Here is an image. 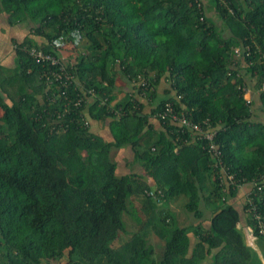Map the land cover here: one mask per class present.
<instances>
[{"label": "trees", "instance_id": "16d2710c", "mask_svg": "<svg viewBox=\"0 0 264 264\" xmlns=\"http://www.w3.org/2000/svg\"><path fill=\"white\" fill-rule=\"evenodd\" d=\"M0 12L27 29L15 66H0V264H261L231 197L245 185L264 214V0H0ZM167 103L215 128L220 155L162 116ZM122 146L139 169L117 172ZM177 199L196 223H180Z\"/></svg>", "mask_w": 264, "mask_h": 264}, {"label": "rangeland", "instance_id": "374dc122", "mask_svg": "<svg viewBox=\"0 0 264 264\" xmlns=\"http://www.w3.org/2000/svg\"><path fill=\"white\" fill-rule=\"evenodd\" d=\"M9 25H4L2 33L0 32V39L2 38L1 36H3V38L8 39L9 35L11 34V30L13 31L15 28L17 29L18 26H25V23H20V22H12V23H8ZM76 37V36H75ZM3 45L6 46V48H9L8 51H10V47L8 46L9 43H2ZM70 44H67V47ZM0 66H4V68H13L15 66V59L13 57L11 58H6V56L2 55L0 57ZM251 91L250 89H248V91H246V93L244 94V96L246 98H250L251 97ZM101 122H99V124L97 123V127L102 128L100 126ZM105 128H103L104 130ZM102 130V131H103ZM108 133V132H107ZM105 133V134H107ZM111 158H113L116 163H117V172L118 173H122V172H133L136 169H139V164L137 162H134L132 165H129V162L132 160V150L130 147L128 146H122L119 148H112L111 152H110ZM141 170V169H140ZM151 178V177H150ZM152 183L154 184V179L151 178ZM135 203V202H134ZM136 205V203H135ZM137 206V205H136ZM139 207V205H138ZM178 214V218L181 224L185 225V226H190L191 224L196 223V221L199 220V218H196L192 212H188L186 210H184L183 204H182V200L181 199H177L176 201H174L172 203L171 206ZM129 208L132 210V205L129 203ZM140 210H138L139 212ZM140 214V213H139ZM208 213L206 212L204 214V216L202 218H200L202 220V222L206 225L208 223V219H207ZM123 218L127 224V228L131 229V226L134 228V224H137V222H139V220H137L134 217H131V215L129 214V212H123ZM133 224V225H131ZM241 232L243 233V235H245L246 241L247 243L249 242V232L251 230L250 226L248 225H239ZM130 235V233L128 234V232H121L120 233V242L122 243L124 240H126V237H128ZM145 238L152 242V244L155 247V258H159L161 256V249L163 247V239H160V237L158 235H156L155 233L151 232V233H147L145 234ZM255 240H258L259 242H261L262 240L259 237H254ZM263 242V241H262ZM252 243V241L249 242ZM261 247L264 248V245L261 244ZM67 259V253L63 254L58 260H52L49 264H57L60 261H66Z\"/></svg>", "mask_w": 264, "mask_h": 264}, {"label": "built area", "instance_id": "2783aa9c", "mask_svg": "<svg viewBox=\"0 0 264 264\" xmlns=\"http://www.w3.org/2000/svg\"><path fill=\"white\" fill-rule=\"evenodd\" d=\"M66 38H68V37L66 36ZM246 47L248 50L249 46L247 45ZM234 51H235L236 55H239L241 53L242 49L240 46H236V47H234ZM29 53L32 56V58H34L35 61H37V62H40L42 60H47L50 63H55L58 61L57 58L52 53L45 51L42 47H39V46L30 47ZM262 88H264V83L262 84ZM246 91H248L247 88H245V93H246ZM161 114H162V116H165L166 114H170L173 119L177 120V122H179L181 124L190 125L193 132L198 131L200 133L199 137H203L207 140L206 145H203V146H208L209 150H211V152L213 154H215L217 156L220 155V150L218 148L217 143L214 140V135L216 132L215 128H211L209 130H204L200 122L191 121L183 113L178 114L176 111L173 110V108L170 106L169 103L166 104V109ZM218 162H219V164H221L220 159H218L217 163ZM217 163H215V165ZM227 177L230 178L231 180H233L232 174H230V173L227 174ZM256 183L257 182L255 181L254 184H256ZM242 184H244V183L242 182ZM242 184L240 183L239 186ZM261 186H262L261 184L258 185V188H261ZM156 191H160V190L156 189L155 187H152L151 189L148 190V193L152 194L153 196H157ZM247 200L250 204L248 207V210L253 212V215L256 219V227L258 228V232L260 234L264 235V214L257 211V207H256V205L252 199L250 191L247 192Z\"/></svg>", "mask_w": 264, "mask_h": 264}, {"label": "crops", "instance_id": "0c3cea01", "mask_svg": "<svg viewBox=\"0 0 264 264\" xmlns=\"http://www.w3.org/2000/svg\"><path fill=\"white\" fill-rule=\"evenodd\" d=\"M7 16L5 13L3 12H0V32L2 33V30H3V27L4 25H9L8 21H7ZM11 34L9 35L8 39H4L3 36H1L2 38L0 39V57L2 55L6 56V58H11L13 57L15 59V51L13 49V44H12V38L16 37V38H21L23 37L26 33H27V29L26 27L24 26H18L17 29L15 28L13 31L11 30L10 31ZM2 43H9L8 46L11 48L10 51H8L9 48H6L5 45H3ZM99 124V122H98ZM102 124H100L101 126ZM99 127V125H98ZM97 126H95L96 128V132L103 135V136H108L109 135V129L105 126H101L102 128H99L98 129ZM103 128H105L103 130ZM103 130V131H102ZM108 132V133H107ZM107 133V134H105ZM109 137V136H108ZM107 137V138H108ZM124 147V146H123ZM133 154V152H132ZM133 156V155H132ZM247 188L246 186H240L238 189H237V192L231 197L233 203L236 205V207L240 210V222L238 223V225H248L250 226V224H248L247 220H248V213H246L244 207H243V199L245 198V193L247 192ZM208 219V218H207ZM208 223H209V220H208ZM240 228V227H239ZM251 230L249 232V242L252 241V243H250V245L254 248V250L256 251L257 253V256L261 262V264H264V248L261 247V244L264 245V240L259 237L262 241L259 242L258 240H255L254 239V235L252 234V227L250 226ZM257 237V236H256ZM246 239V238H245ZM248 242V243H249Z\"/></svg>", "mask_w": 264, "mask_h": 264}]
</instances>
